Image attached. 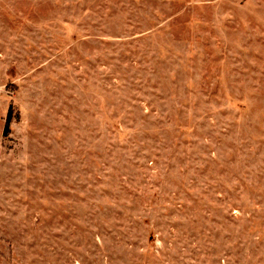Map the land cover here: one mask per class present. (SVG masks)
I'll list each match as a JSON object with an SVG mask.
<instances>
[{"label": "rangeland", "instance_id": "rangeland-1", "mask_svg": "<svg viewBox=\"0 0 264 264\" xmlns=\"http://www.w3.org/2000/svg\"><path fill=\"white\" fill-rule=\"evenodd\" d=\"M0 264H264V0H0Z\"/></svg>", "mask_w": 264, "mask_h": 264}]
</instances>
